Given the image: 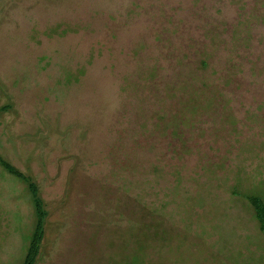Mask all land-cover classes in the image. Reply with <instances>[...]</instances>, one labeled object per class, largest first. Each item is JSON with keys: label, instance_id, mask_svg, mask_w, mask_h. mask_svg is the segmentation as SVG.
<instances>
[{"label": "rangeland", "instance_id": "374dc122", "mask_svg": "<svg viewBox=\"0 0 264 264\" xmlns=\"http://www.w3.org/2000/svg\"><path fill=\"white\" fill-rule=\"evenodd\" d=\"M0 155L37 264H264V0H0ZM34 224L0 167V264Z\"/></svg>", "mask_w": 264, "mask_h": 264}, {"label": "trees", "instance_id": "16d2710c", "mask_svg": "<svg viewBox=\"0 0 264 264\" xmlns=\"http://www.w3.org/2000/svg\"><path fill=\"white\" fill-rule=\"evenodd\" d=\"M206 66L207 64L204 63ZM185 92L192 91L198 95H206L205 93L210 91L213 96H198L192 97L190 95L191 101L194 103L190 107L193 109V111H189V107L185 108L186 106L183 105L182 111H185L182 113L181 116H178V114L181 111H178L176 113V116L173 117H179V119H175L174 121L172 118L170 119H164L166 120L165 126L166 129H172V131L175 133V135L178 137L180 135V131H183V128L188 125L189 121L187 122V116L189 115H195L198 112V109L202 110H208L213 108V104L215 103V97L216 93L221 92L219 91L218 87L214 85L212 89L210 87L200 86L197 85V87H188L185 84H182L181 87ZM203 97V98H202ZM214 103H213V102ZM190 102V101H189ZM205 102V103H203ZM168 121H171V123L168 124ZM181 129V130H180ZM182 134V133H181ZM182 137V135H181ZM0 167L10 176L24 182L26 184L28 193L30 195L31 203L34 208V214H35V224L33 231L30 236V241L27 247V251L23 260L22 264H37L39 261V258L42 253V248L44 245V240L46 237V228H47V220L49 217V212L47 210V204L44 198L42 197L41 190L39 185L34 181V179L19 170L17 167H15L13 164H11L9 161L5 160L0 155ZM247 200L250 202L252 207L254 208L255 217L259 223L260 230L264 233V200L260 196H247Z\"/></svg>", "mask_w": 264, "mask_h": 264}]
</instances>
